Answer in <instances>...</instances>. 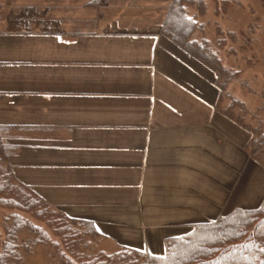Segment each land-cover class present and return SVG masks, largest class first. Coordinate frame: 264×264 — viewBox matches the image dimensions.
Returning <instances> with one entry per match:
<instances>
[{
  "label": "crops",
  "instance_id": "0c3cea01",
  "mask_svg": "<svg viewBox=\"0 0 264 264\" xmlns=\"http://www.w3.org/2000/svg\"><path fill=\"white\" fill-rule=\"evenodd\" d=\"M136 3L0 0V127L16 177L52 207L162 255L262 204L264 150L250 156L213 73L162 35L164 6Z\"/></svg>",
  "mask_w": 264,
  "mask_h": 264
},
{
  "label": "trees",
  "instance_id": "16d2710c",
  "mask_svg": "<svg viewBox=\"0 0 264 264\" xmlns=\"http://www.w3.org/2000/svg\"><path fill=\"white\" fill-rule=\"evenodd\" d=\"M203 2L172 0L161 33L213 73L218 91L216 111L249 133L246 149L250 156H255L264 150V123L253 127L241 116L236 117L233 113L237 107L246 111L241 102L231 99V103L224 105L227 83L234 74L206 42L201 44L192 39L200 24L188 15L186 6L198 5L203 11ZM3 130L0 127V206L10 210L13 226L4 231L0 228V264H22L21 248L37 244L54 248L60 264H264V199L258 208H235L216 219L193 225L182 236L166 239L162 255L128 246L114 253L99 250L96 241L103 235L92 221L73 218L52 207L16 177L10 164L16 147L6 142ZM21 230L29 231L34 238L20 247L16 239Z\"/></svg>",
  "mask_w": 264,
  "mask_h": 264
},
{
  "label": "rangeland",
  "instance_id": "374dc122",
  "mask_svg": "<svg viewBox=\"0 0 264 264\" xmlns=\"http://www.w3.org/2000/svg\"><path fill=\"white\" fill-rule=\"evenodd\" d=\"M164 1L137 0L136 5L151 2L164 6ZM171 1L167 0V4L164 2L163 10L166 13ZM198 7L186 6L188 15L200 24L192 39L201 44L206 42L225 68L234 74V78L227 83L223 104L227 106L231 99L241 102L246 111L237 107L233 113L236 117L241 116L253 127L264 123V0H204L203 11ZM9 215L10 210L0 206V228L3 231L13 226ZM33 221L37 225H44L38 220ZM30 238H34L32 233L21 230L16 241L21 247ZM121 245L106 238L96 241L97 248L107 253L119 251ZM28 248H21L22 264H60L54 248L43 244Z\"/></svg>",
  "mask_w": 264,
  "mask_h": 264
}]
</instances>
